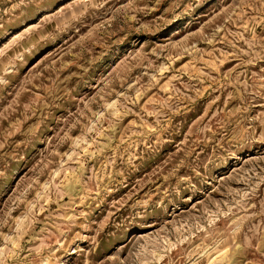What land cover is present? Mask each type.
Listing matches in <instances>:
<instances>
[{"label":"rangeland","instance_id":"rangeland-1","mask_svg":"<svg viewBox=\"0 0 264 264\" xmlns=\"http://www.w3.org/2000/svg\"><path fill=\"white\" fill-rule=\"evenodd\" d=\"M0 264H264V0H0Z\"/></svg>","mask_w":264,"mask_h":264}]
</instances>
